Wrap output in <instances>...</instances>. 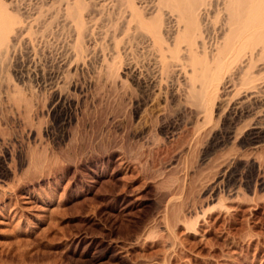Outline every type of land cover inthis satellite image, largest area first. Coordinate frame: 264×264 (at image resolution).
I'll return each mask as SVG.
<instances>
[{
	"label": "rangeland",
	"instance_id": "374dc122",
	"mask_svg": "<svg viewBox=\"0 0 264 264\" xmlns=\"http://www.w3.org/2000/svg\"><path fill=\"white\" fill-rule=\"evenodd\" d=\"M104 1H1L28 32L0 55V264H264V54L262 100L247 51L205 113L187 52L163 70Z\"/></svg>",
	"mask_w": 264,
	"mask_h": 264
},
{
	"label": "bare ground",
	"instance_id": "6f19581e",
	"mask_svg": "<svg viewBox=\"0 0 264 264\" xmlns=\"http://www.w3.org/2000/svg\"><path fill=\"white\" fill-rule=\"evenodd\" d=\"M1 1L0 55L2 56L5 53L9 54L8 52L12 50L13 46H10L9 42L14 36L11 35H15L14 38L21 39L25 37L28 28L22 22H17ZM117 1L120 8H127L131 13V17L129 15L128 17L132 18L130 23L133 24L135 21V29L133 30H136L139 34L142 32L140 34H143L142 36L145 35L146 42L144 43H147L152 52L160 58L164 65L163 70H166V66L169 65L167 63L169 58L172 61L175 59L177 61V59H180L178 55L181 54V51L187 52L192 86L190 87L191 95L196 99L197 105L204 109L205 113L208 112L207 107L213 98L212 94L214 96L216 93L215 84L224 79L222 74H224L227 67L231 68L230 63L233 65V63L240 61L239 59L242 56L244 57L247 51H251V56H249L250 52L245 56H249L247 58L249 61L243 77L241 75L242 80L240 81L242 83L240 85L246 89V92H251L249 97L245 96L248 101L250 99L255 102L262 100V92L257 91L260 90V84L258 83H260L261 77L259 80L257 78L254 80V76L252 77L249 74L257 58L254 53H258V57L264 54V0H150V4H147L150 5V9L153 10L151 13L153 12L155 16L152 19L147 18L148 20L141 19L140 14L137 16V12L134 11L135 9L132 6L133 0H130L127 6L121 0ZM144 3H146L145 0ZM100 4L99 6L102 7V3ZM67 8H70V10H66L67 13L70 12L68 17L71 15L70 17L74 18L72 21H75L74 23L77 25L80 22L79 10L71 6H67ZM211 12L212 29L208 20V17H211ZM161 19H165L164 28L163 24L161 25ZM78 25L81 26V24ZM211 34L212 42L210 43L212 45L207 47L208 41L206 43L203 41L204 39L205 41L208 40ZM14 41L15 39H13ZM182 47L185 49L182 50ZM244 58L242 59L245 61ZM226 72L228 73V71ZM261 83L264 84V82ZM244 103L246 102L238 103V108H234L235 116L239 117L241 114L240 108L244 106ZM261 113L262 121L257 122L252 131V140L255 142L260 139L264 129V111H261ZM257 114L259 116V113Z\"/></svg>",
	"mask_w": 264,
	"mask_h": 264
}]
</instances>
